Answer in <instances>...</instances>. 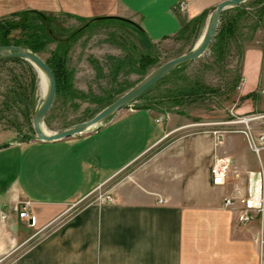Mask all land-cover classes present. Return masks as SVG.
<instances>
[{"label":"crops","instance_id":"0c3cea01","mask_svg":"<svg viewBox=\"0 0 264 264\" xmlns=\"http://www.w3.org/2000/svg\"><path fill=\"white\" fill-rule=\"evenodd\" d=\"M219 1L0 0V19L22 11L119 18L155 43ZM263 67L260 50L244 53L240 95L264 91ZM196 126L122 109L91 133L0 147V264H264L261 216L238 224L223 205L244 197L246 173L261 162L239 135ZM217 158L228 164L219 186L210 176ZM106 184L111 202L80 203ZM24 202L28 219H19L12 206Z\"/></svg>","mask_w":264,"mask_h":264},{"label":"rangeland","instance_id":"374dc122","mask_svg":"<svg viewBox=\"0 0 264 264\" xmlns=\"http://www.w3.org/2000/svg\"><path fill=\"white\" fill-rule=\"evenodd\" d=\"M212 8L204 10L205 16L196 36L176 34L155 43H150L129 25L103 18L87 21L65 14L38 12L44 16L40 18L33 13L22 14L28 12L22 11L0 19V25H23V22L28 24V28L12 29L6 36L5 45L21 48L33 39L28 34L34 28L38 34L43 33L45 45L35 53L43 62L54 53L61 55V51L65 49L61 57L70 72L71 88L82 93L84 97L68 100L54 97L41 121L42 130L54 133L87 121L159 65L191 50L203 34ZM242 9L245 13L239 22L235 40L231 42L222 61L214 60L207 48L195 60L177 66L169 75L166 74L167 76L142 93L126 109L135 110L138 106H145L155 115L196 123V130L213 127L239 135L244 140L243 148L251 155L253 164L258 168L260 160L264 173V138L259 140L261 135L264 137V91L261 92L262 89L258 86L254 97L241 99L244 95H240L239 89L242 83L241 65L244 53L260 50L264 59V13L260 15L257 11V2L245 1ZM186 22L183 21L181 26ZM141 54L156 58V62L148 65L143 74L137 72L136 67ZM115 62H120V66L112 79L111 70ZM262 73L264 75V67ZM193 81L215 91L193 96L178 93L179 90L184 91ZM45 91L46 83L28 62L0 59L1 148L8 143L33 139L31 116L41 104ZM209 120L216 125H203ZM242 132L260 148L257 156L249 149ZM240 143L238 146L243 145ZM159 145L149 149L132 166L146 160ZM124 174L125 170H122L116 178ZM107 186L108 184L94 190L80 203L95 201L98 194H106ZM261 220L264 222V212Z\"/></svg>","mask_w":264,"mask_h":264},{"label":"water","instance_id":"95a60500","mask_svg":"<svg viewBox=\"0 0 264 264\" xmlns=\"http://www.w3.org/2000/svg\"><path fill=\"white\" fill-rule=\"evenodd\" d=\"M245 1L247 0H221L216 3L212 8L203 34L200 36L197 43L191 50L159 65L136 85L117 97L113 102L94 114L87 121L74 124L68 128L54 133H47L41 128V121L45 117L54 99L55 84L52 72L48 66L35 54L17 46H0V59L18 58L28 62L39 72L46 83L44 98L31 116L33 139L39 142L49 143L95 131L96 127L104 120L111 118L118 111L126 109L142 93L160 81L166 74L171 72L177 66L183 63L191 62L203 54L212 41L221 12L225 9L235 7Z\"/></svg>","mask_w":264,"mask_h":264},{"label":"trees","instance_id":"16d2710c","mask_svg":"<svg viewBox=\"0 0 264 264\" xmlns=\"http://www.w3.org/2000/svg\"><path fill=\"white\" fill-rule=\"evenodd\" d=\"M250 2H257L258 3V9L257 11L259 12L260 15H262L264 13V0H247ZM242 4H239L235 7L223 10L221 12V14L219 15L218 18V24L216 27V31L215 34L212 38V41L209 44L208 50L209 52L214 56V60L216 61H222L225 57V54L227 53V50L231 44L232 41L235 40V36H236V32L238 29V25L239 22L243 16V14L245 13L242 9ZM27 13H33L36 14V16H39L40 18H43L44 16L38 12L35 11H28V12H24L22 14H27ZM205 16V11L201 12L199 15L193 17L192 19H190L189 21H187L186 23H184V25H182L178 31V35H183L184 33L186 34V36L188 34H192L193 36H196L197 31L202 23V20ZM104 20H109V21H118L120 23H124L126 25H129L133 28H135L139 33L140 31L137 29V27L126 20L123 19H119V18H103ZM31 23V22H30ZM33 26L35 27V23L33 24ZM28 28V24L26 22H23V25L20 24H8L6 26H2L0 25V45H5L7 44L6 41V36L8 35V33L12 30V29H16V28ZM35 30V28H34ZM34 30L30 31V33L28 34V37H32L33 39H31L27 44L25 43L24 46H22V48H24L25 50H28L30 53H37L38 51H40L44 45H45V39H44V35L43 33H37ZM188 32V33H186ZM17 45V44H16ZM65 51V49L63 51H61V55L59 54H52L51 58L44 60V63L48 66V68L50 69V71L53 74L54 77V84H55V91H54V97L58 96L60 99H73V98H83L84 95L82 93H78L75 92L72 88H71V81H70V72L66 69L64 63L65 60L63 59V52ZM2 60H10V61H22V62H26L22 59H18V58H4ZM156 62V58L148 55V54H141L139 55L138 59H137V72H139L140 74H143V72L145 71L146 67L152 63ZM184 64V63H183ZM183 64H180L179 66H182ZM241 65V63H240ZM120 66V62H115V64H113L112 70H111V74H112V79L113 76L115 75V73L117 72V69ZM175 70V69H174ZM173 70V71H174ZM171 71V72H173ZM170 73H168L167 75H169ZM166 75V76H167ZM238 76V75H237ZM236 76V77H237ZM237 79V78H236ZM237 84V81H236ZM215 89H208L206 86L199 84L198 81H193L190 83L189 87H186V89L183 90H179L178 93L180 95H187L190 96L193 94L194 95H200V94H206L208 93H212L214 92ZM142 95H140L137 99H139ZM249 97H254V93H248L244 96L241 97V99L243 98H249ZM96 101H99L98 99ZM137 110H145L147 109V107L145 106H138L136 107Z\"/></svg>","mask_w":264,"mask_h":264},{"label":"built area","instance_id":"2783aa9c","mask_svg":"<svg viewBox=\"0 0 264 264\" xmlns=\"http://www.w3.org/2000/svg\"><path fill=\"white\" fill-rule=\"evenodd\" d=\"M183 5L178 4V9H182ZM225 132V131H224ZM212 135H216L218 132L212 131ZM220 133V132H219ZM243 136L246 139V143L248 144L251 152L257 156L258 150L252 139L245 133L242 132ZM263 136L259 138V140H263ZM228 164L225 159H214L210 166V176L212 185L219 186L224 183V179L227 173ZM100 187H97L99 189ZM263 191H264V174L262 170L259 168L255 172L246 173V187L244 197L233 202L230 199H223V205L228 207L230 210L235 213V221L238 224H246L253 220L256 216H261L264 212L263 207ZM96 201L100 202H111V198L108 194L104 192L102 194H98ZM236 204V206H234ZM27 203L15 204L12 206V211L16 213V216L19 219H28L26 213Z\"/></svg>","mask_w":264,"mask_h":264},{"label":"bare ground","instance_id":"6f19581e","mask_svg":"<svg viewBox=\"0 0 264 264\" xmlns=\"http://www.w3.org/2000/svg\"><path fill=\"white\" fill-rule=\"evenodd\" d=\"M42 77V76H41ZM43 79V78H42Z\"/></svg>","mask_w":264,"mask_h":264}]
</instances>
